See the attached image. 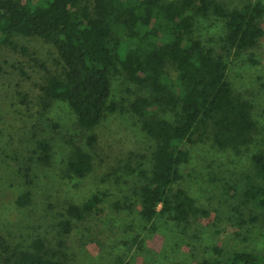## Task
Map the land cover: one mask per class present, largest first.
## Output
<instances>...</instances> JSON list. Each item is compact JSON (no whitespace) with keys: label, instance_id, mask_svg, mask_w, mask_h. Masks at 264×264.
Instances as JSON below:
<instances>
[{"label":"rangeland","instance_id":"obj_1","mask_svg":"<svg viewBox=\"0 0 264 264\" xmlns=\"http://www.w3.org/2000/svg\"><path fill=\"white\" fill-rule=\"evenodd\" d=\"M219 1L227 8L264 4ZM96 7L103 5L97 2ZM226 34L225 21L213 13L194 21V38L214 56L224 57L235 94L253 104V142L240 155L219 151L211 142L190 147V161L181 167L182 178L174 188L184 189L209 216L189 224L158 219L155 231L140 217L142 180L126 169L152 166L156 143L130 110L149 91L123 72L113 74L111 102L117 111L87 132L66 103L54 101L46 111L42 107L41 87L62 73L55 48L22 36L14 37L12 46L0 44V264H8L12 250L33 251L37 240L44 241L52 257L70 264H225L236 252L264 253V209L244 195L249 183L264 187L252 163L255 154L264 152V38L238 54L224 50ZM160 117L174 120L169 113ZM93 133L98 142L90 148L87 138ZM42 140L52 147L49 166L38 161ZM69 140L93 156V171L83 179L66 174ZM27 193L30 203L19 205ZM97 193L105 194L100 211L82 222L70 220V206H81ZM67 220L69 232L60 227Z\"/></svg>","mask_w":264,"mask_h":264},{"label":"trees","instance_id":"obj_2","mask_svg":"<svg viewBox=\"0 0 264 264\" xmlns=\"http://www.w3.org/2000/svg\"><path fill=\"white\" fill-rule=\"evenodd\" d=\"M212 13L226 23L224 50L229 53L254 49L264 38L261 2L227 8L219 0H0V44L12 46L16 36L40 38L58 54L62 73L50 76L41 87L45 111L54 101L64 102L79 127L92 132L108 113L117 111L111 102L113 74L123 72L149 91L137 97L130 110L156 143L152 166L126 169L142 180L137 193L140 217L153 231L158 219L189 224L209 216L184 189L174 188L182 178L181 167L190 161V147L211 142L219 151L240 155L257 130L253 104L235 94L224 57L214 56L194 38L196 17ZM167 113L173 121L160 117ZM97 142L94 133L88 136L90 148ZM68 144L72 152L66 174L83 179L93 171V156L72 140ZM38 150V161L49 166V141H40ZM252 163L255 177L264 183V152L255 154ZM228 189L236 192L233 185ZM244 195L264 209V187L249 183ZM104 198L97 193L81 206H70V220L82 222L99 212ZM17 203L29 204L30 194ZM70 220L60 224L65 232L71 230ZM32 247L33 251L12 250L7 263L70 264L52 257L42 240ZM223 263L264 264V253L236 252Z\"/></svg>","mask_w":264,"mask_h":264}]
</instances>
